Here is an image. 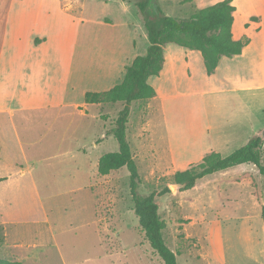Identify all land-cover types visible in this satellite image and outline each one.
I'll list each match as a JSON object with an SVG mask.
<instances>
[{
  "label": "rangeland",
  "instance_id": "obj_1",
  "mask_svg": "<svg viewBox=\"0 0 264 264\" xmlns=\"http://www.w3.org/2000/svg\"><path fill=\"white\" fill-rule=\"evenodd\" d=\"M63 1L69 11L88 21L79 32L73 64L76 68L81 58L86 59L88 73L97 67L90 60L97 56L102 60L104 52L117 51L124 58L143 56L144 45L150 44L140 37L146 32L145 22L159 23L161 19L153 6L146 14L140 13L136 0ZM156 3L164 14L179 20L190 18L198 10L186 0ZM8 4L9 0H0V47ZM102 21L104 25H99ZM113 37L119 43L116 48L109 43ZM77 81L82 83L81 89L86 84L82 79ZM195 83L200 84L201 78ZM211 100H217L216 108ZM27 101L9 92L0 94V105L15 110L13 119L0 114V177H8L15 188L25 187L14 191L0 185V258L10 257L14 248L23 264H85L88 257L99 255L102 249L95 245L100 242L105 251L118 254L115 264H164L134 213L128 169L100 176L91 165L97 158L118 151L116 139L105 138L104 129H111L124 103L91 105L89 116H81L72 106L85 103L80 92L68 95L65 107L21 111L29 105ZM150 104V100L132 104L127 139L141 178L139 195L166 188L171 191L157 202L167 225L163 237L177 255L178 264H264V176L253 164L207 176L184 192L174 182L177 171H201L198 157L210 149L211 137L221 157H227L245 146L247 137L264 135V96L242 95L233 101L225 95L178 96L166 101L164 119L160 104ZM202 105L205 113L192 108ZM189 159L194 162L186 165ZM261 163L264 165V146ZM23 170L26 174L20 175ZM244 174L247 176L242 178ZM89 182L93 192L78 190ZM35 236L48 247H30L36 242ZM21 241L24 247L17 249ZM31 252L33 259L27 257ZM105 259L103 264L111 262Z\"/></svg>",
  "mask_w": 264,
  "mask_h": 264
},
{
  "label": "crops",
  "instance_id": "obj_2",
  "mask_svg": "<svg viewBox=\"0 0 264 264\" xmlns=\"http://www.w3.org/2000/svg\"><path fill=\"white\" fill-rule=\"evenodd\" d=\"M222 1L224 0H190L186 4L202 10ZM232 5L236 9L232 28L233 39L238 41L243 37H248L251 42L243 49L241 55L232 58L222 57L212 75H208L200 51L181 47L174 43L163 46L165 58L163 68L159 76H151L148 79V83L156 91V97L150 100V107L154 102L159 103L158 109L163 119L167 113L166 101L178 98V96H192L197 93L202 98L207 95H225L231 101L233 98H241L242 95L245 97L250 95L255 98L264 96V0H233ZM252 18L258 20L253 21ZM29 22H33V25L30 26ZM86 23L88 21L81 14L76 16L69 11L63 0H37L35 3H29V0H9L0 47V94L9 92L19 99L28 100L29 105L21 107V111H38L67 106L66 98L74 92H80L81 97H85L88 92L104 93L121 84L127 68L139 55L124 58L114 50L115 52L111 54L104 52L102 60L98 56L91 59V62L97 63V67L90 70L89 73L86 72V59L81 58L79 66L74 68L79 32ZM99 25H104V21ZM127 26L130 27V24ZM140 37L146 41L148 39L147 31L141 32ZM109 43L114 48L119 45L114 37ZM148 47L149 45H144V55ZM134 48L137 49L135 40ZM92 71L93 74L90 75ZM196 78H201V83L198 85L195 83ZM77 79L85 81L86 84L82 89V83L80 84ZM184 82L187 85L184 86ZM217 100H211L213 108H216ZM91 105L96 104H88L85 101L84 104L75 103L72 106L80 111L81 116H89L88 107ZM202 106H192V108L196 107L200 112L205 113L207 109L205 105ZM14 113L13 107L8 108L6 105H0V114H8L13 119ZM93 118L98 119L99 117L93 116ZM11 121L14 127L15 123L13 120ZM104 132H106L105 138L109 137L105 129ZM246 140L250 139L247 137ZM207 146L211 147L207 151H201L198 157L199 161H202L207 153H218L214 137H211ZM94 148H97V143ZM84 155L86 154L84 153ZM1 158L2 156H0ZM100 158L91 163L93 171L97 175H99L98 162ZM193 162L189 159L186 165ZM27 171H30V168H27ZM21 172L20 175L26 174L25 170ZM0 180V185L10 186L14 191L25 189L22 186L16 188L11 186L8 177L2 176ZM78 190L93 192L90 182ZM2 215L3 224L7 225L6 217L3 213ZM95 217V221H97L96 212ZM98 237L101 239L102 235L99 233ZM38 238L39 236H35L36 242L30 247L34 249L48 247ZM22 242L16 247L17 249L24 247ZM95 246L102 249L101 252L99 255L88 257L90 259L85 260V264H103L105 258L111 259V262H107L108 264H115L114 258L118 255L114 254L115 250L105 251L100 242ZM12 249L10 257L6 259L22 263L19 261L17 252H14L15 249ZM58 251L60 256H64L61 250ZM33 256H35L33 252L27 254L29 259H33Z\"/></svg>",
  "mask_w": 264,
  "mask_h": 264
},
{
  "label": "trees",
  "instance_id": "obj_3",
  "mask_svg": "<svg viewBox=\"0 0 264 264\" xmlns=\"http://www.w3.org/2000/svg\"><path fill=\"white\" fill-rule=\"evenodd\" d=\"M149 1L136 0V6L140 13L146 14ZM232 2L233 0H224L205 9L197 10L190 18L184 20L168 16L158 8L161 16L160 22L156 23L150 20L145 22L150 43L147 52L144 56L137 57L133 64L127 68L124 81L108 92H88L85 95V101L88 104L124 103V107L113 122L111 129L107 131L108 136H113L116 139L118 151L107 153L99 159L98 173L101 176H107L122 168L128 169L134 213L138 217L139 225L151 248L164 264H178L177 255L168 247L163 237L167 225L160 217V206L157 202L158 198L171 191L166 188L161 192H152L144 196L138 193L141 178L127 139V124L131 106L135 102L151 100L156 97V91L148 83V79L151 76H159L165 62L163 46L168 43L200 51L209 76L215 72L222 57L232 58L242 54L251 39L248 37H243L238 41L233 39L232 28L236 9ZM252 20L257 21L258 19L252 18ZM102 119L106 121L107 117L102 116ZM263 146L264 139L254 136L245 146L227 157H221L216 152L208 153L202 159L201 171L194 172L192 169L177 171L174 174V182L180 186V192L188 191L194 189L197 182L207 176L243 164H253L264 176V165L261 163ZM246 176L247 174H244L241 177L245 178ZM262 215L264 218V210ZM0 264L22 263L0 258Z\"/></svg>",
  "mask_w": 264,
  "mask_h": 264
},
{
  "label": "water",
  "instance_id": "obj_4",
  "mask_svg": "<svg viewBox=\"0 0 264 264\" xmlns=\"http://www.w3.org/2000/svg\"><path fill=\"white\" fill-rule=\"evenodd\" d=\"M150 6H153V7L156 9V11L158 12V14H159V11H158V5H157V3H156V0H150V1H149V5H148V7H150ZM259 137L264 138L263 133H262ZM178 186H179V185H178ZM174 188H175V187H174ZM174 188H172V190H174Z\"/></svg>",
  "mask_w": 264,
  "mask_h": 264
},
{
  "label": "bare ground",
  "instance_id": "obj_5",
  "mask_svg": "<svg viewBox=\"0 0 264 264\" xmlns=\"http://www.w3.org/2000/svg\"><path fill=\"white\" fill-rule=\"evenodd\" d=\"M119 171V170H118Z\"/></svg>",
  "mask_w": 264,
  "mask_h": 264
}]
</instances>
